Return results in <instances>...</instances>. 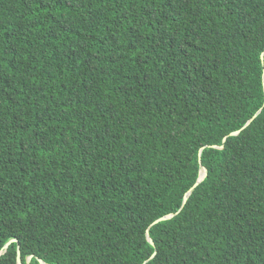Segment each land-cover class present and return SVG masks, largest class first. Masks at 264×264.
Wrapping results in <instances>:
<instances>
[{"label":"trees","instance_id":"obj_1","mask_svg":"<svg viewBox=\"0 0 264 264\" xmlns=\"http://www.w3.org/2000/svg\"><path fill=\"white\" fill-rule=\"evenodd\" d=\"M263 55L264 0H0V264H264Z\"/></svg>","mask_w":264,"mask_h":264},{"label":"water","instance_id":"obj_2","mask_svg":"<svg viewBox=\"0 0 264 264\" xmlns=\"http://www.w3.org/2000/svg\"><path fill=\"white\" fill-rule=\"evenodd\" d=\"M262 57H264V55H263ZM260 111H261V110H260ZM260 111H259V112H260ZM251 121H252V119H251L246 125H248ZM239 133H240V131H236V132H233L232 135H238ZM221 147H223V146H221ZM205 176H206V169H205V167H203V173H202V175L200 176L198 183L201 182V181L203 180V178H205ZM198 183H197V184H198ZM188 195H189V194H188ZM186 199H187V196H186ZM172 216H173V215H168V216H165V217L161 218L160 220L168 219V218H171ZM149 240H150L151 243H153V240H152L150 237H149ZM9 244H10V242L6 244L5 249L9 246ZM2 253H3V252H0V255H1ZM30 258H31V257H29V259H30ZM18 263H19V264H22V261H21V257H20V255H19Z\"/></svg>","mask_w":264,"mask_h":264}]
</instances>
